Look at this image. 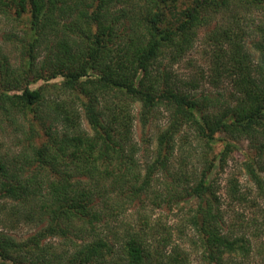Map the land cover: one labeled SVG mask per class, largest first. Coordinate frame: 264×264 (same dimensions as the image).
<instances>
[{
	"label": "trees",
	"instance_id": "trees-1",
	"mask_svg": "<svg viewBox=\"0 0 264 264\" xmlns=\"http://www.w3.org/2000/svg\"><path fill=\"white\" fill-rule=\"evenodd\" d=\"M0 9L25 28L10 37L18 57L0 54V264H191L189 248L206 264H264V217L226 227L215 178L247 142L251 186L229 179L227 196L253 209L264 200V0H0ZM218 18L232 22L210 31L207 69L184 79L175 68ZM136 106L145 126L169 115L145 167ZM131 205L176 209L180 225L132 224ZM23 224L39 230L21 240L5 228Z\"/></svg>",
	"mask_w": 264,
	"mask_h": 264
},
{
	"label": "rangeland",
	"instance_id": "rangeland-1",
	"mask_svg": "<svg viewBox=\"0 0 264 264\" xmlns=\"http://www.w3.org/2000/svg\"><path fill=\"white\" fill-rule=\"evenodd\" d=\"M220 18L217 19V23L212 24V27L209 28H203L200 31L197 43L195 45V48L191 50L192 52L186 57V59L180 63L175 68V71L178 75L182 76L184 79H188L192 75L194 76L198 69H207L205 54L210 53L212 50V47L207 44L208 35L211 30L215 28V26L220 24H226L228 25L232 21L220 20ZM260 16L258 13L254 12L251 13L245 20H242V28L247 32H251V30L255 27V25L259 22ZM240 25V26H241ZM24 25L19 23L16 20V11L10 12V14L6 15L3 11L0 9V54H4L6 56H9L10 58L14 59L18 57L17 53V47L15 46L16 43H14L13 40H10V37L13 36L14 39H18L19 36L23 35ZM16 36V38H15ZM251 42L249 41V50L250 52H253L254 50L251 47ZM255 56L256 53H255ZM190 61L189 65L188 62ZM187 68V69H186ZM41 83L34 86L39 87ZM228 85V84H227ZM208 88V87H207ZM139 106H136L135 113H136V123L134 128V140L138 144V146L141 148V166L145 167V163L147 161V157L150 155V152H153V150L156 147V136L157 132L160 128L162 130L168 126L169 122V115L168 113H165L164 111H161L154 121L150 123V125L145 126L143 125L140 115H139ZM82 126L85 130L90 131V126L88 124L87 120L82 121ZM6 139V138H5ZM3 140V139H2ZM151 141V142H150ZM6 142H10V139L7 138ZM150 142V143H149ZM223 149V143H221L218 147H216L217 151H220ZM248 152V143L242 142L241 144H238V149H235V152L232 153V155L229 157V160L226 164V166L223 169H219L216 172L215 178L218 179L221 184V191L219 195L221 196L223 210L225 214V220L228 221V224L226 227L230 229V226H232L234 223H238L237 219L239 217H243L245 222H248L254 215H257L261 222V220L264 217V200H258V204H256V209H253L246 204H238L237 202H233L229 196H227V182L229 179L236 178L240 185L243 187V189H246L251 186L248 177L244 174L243 170V162H245L246 157L244 153ZM191 154V153H190ZM189 156V155H188ZM192 165L197 168H202V164L200 162L199 158H195L192 161H189ZM143 167V168H144ZM250 199H254L256 196L255 190L251 191ZM132 206V205H131ZM185 211H188L187 206L184 207ZM177 214L179 215L180 212L176 209H168L166 207L161 209H153V207H148L145 210H142L141 207H138L137 205L132 206L128 213L125 216V220L129 221L132 224L137 225L138 222H140V218L142 217H148L152 224H155L156 221H160L161 224H164L168 228H172L173 230H176L178 228L177 226L180 225V218L177 217ZM7 225V224H6ZM8 233L12 234L16 239H26L29 238L32 235H35L39 228H37L35 225H20L16 226L11 229H7ZM263 233V239H264V229H262ZM49 243H55V245L61 244L59 240L53 239L48 240ZM62 247L58 248L61 249ZM189 254L191 255V264H206L202 259V254L200 252H197L195 249L189 248Z\"/></svg>",
	"mask_w": 264,
	"mask_h": 264
}]
</instances>
